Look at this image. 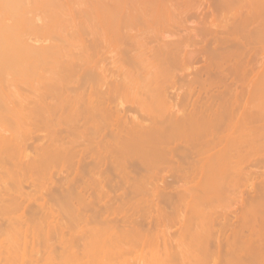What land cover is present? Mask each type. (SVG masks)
<instances>
[{
	"label": "bare ground",
	"instance_id": "6f19581e",
	"mask_svg": "<svg viewBox=\"0 0 264 264\" xmlns=\"http://www.w3.org/2000/svg\"><path fill=\"white\" fill-rule=\"evenodd\" d=\"M145 1L148 2V0ZM183 1L185 4H189L190 8L187 7L190 10L193 8L196 10L202 4L207 3L209 8L212 7L210 11L212 18L207 20L208 18L205 19L202 12L199 13L198 16L202 17H200L199 26H181L184 27L183 32H186V34H180L182 38L179 39L177 37L171 39L164 34L160 36L158 34V38L154 36L158 39L157 41L154 39L156 43L148 44L147 41L150 36L148 40L143 39L147 40L143 42L141 37L143 34L137 33L140 34V36H137L135 33V35H131L130 39L133 40H131V46L128 48H122L118 44L120 38L117 40L118 37L114 35L113 37L107 35L99 39L102 44L101 49L98 48L100 50L94 48L98 43L95 46L90 44L85 50L87 67L83 69L84 73L81 72V80H83L81 84L89 85L91 88L89 97L85 98L81 93L72 96L64 89L66 78L78 77L77 67L72 64V61L71 64L68 61V65L62 67L61 73L57 77H55L56 72L59 71L57 68L55 75L53 73L54 76L51 74L50 77L38 76V68L49 65L47 64L48 58L53 57L49 55L51 49L48 50V47L51 46L40 44L35 35L40 27L37 25L38 21L36 22V20L43 17L46 21H56L70 16V19H72L82 12L86 13V8H88L86 6L89 2L90 10L95 8L96 15L101 16L103 13L100 14V3L103 1L81 0L77 8L71 0H0V114H6V112L11 114L13 112V114H19L20 119L21 117L24 119L25 114H30V116L39 114L45 115L50 120V118L53 119L56 112L63 114L67 110L69 113H67V122L71 121L73 123L70 122L71 124H69L61 121L60 118L61 120L58 119L57 124H52L53 127L47 135H38L40 137L36 139L39 142L34 145L37 150L35 157L28 151L31 144L28 145L27 139H25L24 129L21 132V130L9 131V129L2 127L3 124L0 127V163L6 157L9 161H12L8 163L9 161L6 159L7 163L16 172V174H13L14 171L11 172L12 170L8 168L9 165L7 164L5 173L9 174L12 179L11 182L9 181L11 184L9 182L5 183L7 184L4 186L5 194H0V215L9 217L7 222L1 218L7 224L5 225L4 222V226H1L2 229L0 228V264H84L83 262L86 261L89 263L93 261L94 264V261L98 260L99 257H102L100 263L111 264V261L104 260L105 257L111 255L109 259L113 260L112 254H116V251L118 253L116 249L123 239L120 237L128 236L136 239L144 238L142 247L146 252L144 253L142 250V253L146 255L150 253L156 255L155 257L157 255L161 256L163 253L169 257L173 248L178 249L180 247V242L177 241L174 244L173 238L172 240L171 238L164 239L162 242L159 241V238L157 241L155 240L156 242L151 241L152 238L148 239L147 230L144 232L145 229H139L140 227L137 226H133V230L127 229L130 233H124L125 231L122 232L121 227L118 228V225L112 224L113 219L112 221L106 219L98 221L101 224L95 223L97 222L96 219L101 216L98 214L103 211H110L117 201H121L120 204L126 206L132 197L140 196L142 198L146 197L147 200L144 201L154 207L156 221H160L164 211L166 213L164 208L167 209L168 207H163L164 205H161L163 202L169 205V209L172 207L171 210H174L175 203H179L180 200L183 201L191 194L198 192L199 186H205V184L202 185L201 181L203 180L204 183L205 181L211 182L212 186H209V188L207 186V189L202 188L204 191L201 189V192H216L219 187L222 191V185L225 186L229 181L246 182L250 178L249 176H252L255 170L251 169V165L247 166V160L245 159V151H247L246 148L251 139L248 138L250 134L247 127H250V125L245 126L244 113L246 111L241 112L244 102L248 101L242 96L245 92L242 89L243 85L249 82L250 88H247L249 92L251 87L253 90L254 87H259L256 84L259 83L260 85L264 82L263 77H261L264 75H260V72H264V0ZM141 2L143 3V0ZM158 3L159 8L164 5L162 8L165 9L164 14H167V18L176 15L179 19L186 10L176 13L171 10L172 7L169 4L166 7L165 2ZM81 5L86 8L84 9V6ZM170 5L174 7L173 4L170 3ZM91 6L93 9H91ZM104 7H107V5ZM98 8H100V12ZM133 8L130 10L127 8V11H130V13L127 12L128 15L135 14ZM188 8L187 11H189ZM31 9L36 10V13L33 14H37L36 16L28 14L35 12H32ZM39 9H43V16L41 15L37 19V16L41 14V11H37ZM78 9H80L79 13ZM87 10L89 11V9ZM90 12L92 13V11ZM136 12V15H138L137 8ZM136 15L132 17H136ZM79 16L84 17V14ZM106 17L115 18L110 17V14ZM183 18L185 20V17ZM76 26L77 24H75V28ZM43 28L40 27V29ZM78 29H80V26ZM47 31L46 28L45 33ZM32 35H35V37L33 38ZM146 36H143V38ZM94 42L92 41V43ZM95 49L98 50L97 55L93 54ZM108 52L112 55L107 56ZM51 58H49L50 61L55 60ZM199 60H202L204 65L201 66L203 68L199 67L195 68V71L191 70L194 72V77H190L193 75L191 72L183 76L176 73L175 70L180 64L191 66ZM43 64L45 65L40 67ZM50 64L52 63L50 62ZM53 70L55 71L54 68ZM36 73L35 81L37 80L41 84L39 88L42 87L43 92L41 93V90H39L40 95H38L39 92L38 94L35 92L38 96L34 100L30 97L32 100V106L30 107V101L26 102L25 99L27 98L25 96L24 98L17 91L15 92L14 89V91H11L9 88L11 85L9 84L15 81L13 78L15 76L25 77V75ZM8 74L9 76L15 74V76L12 75V79L7 78ZM205 74L210 78L213 75L218 76L219 79L221 78L226 89L223 91L216 90L218 92H212L211 87H209L211 89H204L206 87L202 85L203 80H211L207 76L202 79ZM179 77L190 78L191 85L184 95L175 88V83ZM198 78L203 81L200 80L202 84L199 86H204L202 89L205 91L193 85L197 80L199 81ZM19 79H22V77ZM2 81H5V84ZM218 83L221 84L219 81ZM240 86L241 91H243L242 94L239 91ZM6 87L9 88V92L5 91ZM33 90L35 91V89ZM255 91L259 95L260 92L264 93L260 90V92ZM123 94L125 96L128 94L131 98V105L124 106L125 104L121 103L122 97H120L121 101L119 100L118 105H122H114L113 107L112 100H117L116 98L120 95L124 96ZM203 94L205 95L203 96ZM252 94L251 96H253ZM247 96L250 95L246 94L248 99ZM261 96L263 95L261 94ZM132 111L133 113L137 111V115L132 114ZM258 115L260 116V114ZM65 125L67 126L65 127ZM25 128L28 129V127ZM36 139L35 142H37ZM85 142H88L87 146ZM230 142H235V146H230ZM233 156L238 159V161L235 160L236 164L234 165L231 163ZM56 162L63 164L61 165L62 169H58L59 171L56 172L60 175L61 190L53 191L52 194L51 191L47 190L50 195L47 194L45 197L41 194L40 197L35 198L37 205L34 206L36 208L31 203L32 207H29L30 215L27 214L29 217L25 219L24 217L27 216L24 213L27 211L26 208L25 212L21 209L23 201L31 200L34 197H30L31 195L28 194V197L26 196L28 192L23 191L24 178L22 177L29 172L38 170L36 173H39L41 169H49V166L56 165ZM51 176L53 177V174ZM52 177L51 179H53ZM1 179L0 175V182ZM187 179L189 181L199 179L200 181H196L200 183L195 186L194 183L191 184L192 186H186L183 182L184 180L188 181ZM181 181H183V184L175 185V183ZM224 182L226 183L223 184ZM251 183H253V186H248L252 187L253 192L256 193L255 196L259 198L258 203L264 202V180L259 185L257 184V187L254 182ZM120 189H124L123 192L116 194L115 192ZM90 190L96 193V199L92 198L93 195ZM111 191L116 195L111 194L113 197L111 196V199L108 198L109 200H105V202L102 198L110 196ZM32 192L34 191L32 190ZM3 195H6V197H3ZM47 196L50 197L47 199ZM24 198L27 200H24ZM174 200H178V202ZM59 203L65 206L61 208L63 211L59 208V205L58 208H55ZM258 203L255 205L253 203V206L250 207L260 206ZM132 205H129L130 209L133 207ZM20 209L23 213L19 212ZM90 211L92 218L95 219L87 214ZM63 212L66 214L64 215ZM62 213L63 215L60 216ZM9 214H11V217ZM87 215H89L88 218ZM246 216H244L245 219ZM227 219L229 218L226 217ZM261 219H263L262 224L258 222L255 223L256 225L252 224L250 226H246L247 223L237 226L229 221L216 226V220L214 218L210 219L213 223L206 224L203 229V238L198 237L204 241V246L200 249L203 250V255H201L204 256V260H209L208 263L213 264L219 262L231 264L232 261L233 264H264V216ZM68 221L71 222V226H74L75 223L76 226L72 228L68 225ZM82 222L86 224L81 225ZM91 222H94L95 225L87 228ZM73 223L74 225H72ZM120 226L122 225L120 224ZM66 228L69 230H66ZM187 231L191 232L190 230ZM182 237L185 238L186 236L182 234ZM55 242L60 243L59 251L58 246L57 249L54 246ZM123 247L122 249H124ZM175 252L178 253V251ZM163 254L162 260L164 258ZM140 256L142 258L141 253ZM160 256H158V259ZM195 257L198 259L197 256ZM85 258L86 260H84ZM167 258L166 260L169 259ZM225 260L230 262L226 263ZM154 261L153 259V264ZM185 261L187 262V260ZM162 263L164 264V262Z\"/></svg>",
	"mask_w": 264,
	"mask_h": 264
},
{
	"label": "rangeland",
	"instance_id": "374dc122",
	"mask_svg": "<svg viewBox=\"0 0 264 264\" xmlns=\"http://www.w3.org/2000/svg\"><path fill=\"white\" fill-rule=\"evenodd\" d=\"M72 2H74V4L73 5H75V7H77V6H79L78 5V3H80L81 2V0L79 1V0H71ZM103 2L102 3H100L101 5H100V8H101V12H100V8H98V11L100 12V14L101 13H103L101 16H97L96 15V12H95V8H94V10H90V8H89V6H90V2H89V4H87L88 6H86L85 4V6L86 7H88V8H86L84 5V9L86 8V13H80V14H78V15H76L75 16V14L77 13V11L75 10V14H74V16L77 18L76 20H75V17L74 18H72V19H70V17L69 18H65V19H61V20H56V21H54V20H47L46 21V19L44 20V18H43V20H36V22H37V25H39L41 28H43V29H40V27H39V29H38V35H37V32H36V36H37V39H39V43L40 44H43V45H46V44H49L48 46H51V47H48V50H49V48L51 49L49 52H50V54L49 55H52V57L56 60H53V61H50L49 60V58H51V56L48 58V61H47V64H49V65H45V64H43V65H41L40 67H42V66H44V68L42 69V68H38V70H39V72H37L38 73V76L40 75L41 77L43 76V77H50L49 75L51 74V75H53V73H54V75H55V72H56V68H57V70H59L58 72H56V76L55 77H57V76H59L60 75V73H61V69H62V67H64V65H68V61L70 62L69 64H71V61H72V64L73 65H75V67H77V70H78V77H76V76H73V77H70L69 79H65L64 80V89H66V91H68L69 92V94L70 95H72V96H77V94L78 93H81V94H83L84 95V97L85 98H87V97H89V95H90V90H91V88H90V86L89 85H82L81 83H83L82 81L83 80H81V76H82V73H84V70L83 69H86V60H85V58H87V54H85L86 53V48H88L89 47V45L90 44H94V48H96V49H98V48H100L101 49V43H100V38L101 37H104V36H110V37H113V35L115 36V37H118L117 38V40L120 38V40H119V42H118V44L119 45H121V47L122 48H128L129 46H131L130 44L132 43V41L131 40H133V39H130L131 38V35H135V33L137 34V33H141V34H143V35H141V37H142V40L143 39H147L148 40V38H149V36H150V38H149V42L147 41V43L149 44H155L156 42H155V40L154 39H156V38H158V34H159V36L160 35H162V34H164V35H166L167 37H169V38H174V39H176V37H177V39H179V38H182L181 36H180V34L182 35L183 33H185L186 34V32H183L184 31V27H181V26H183V25H185V26H199V24H200V21H201V18L198 16L199 15V13H203L204 14V17H205V19H207V20H209V19H211L212 18V16L210 15L211 14V8H209L208 7V5H207V3L206 4H202L201 5V7L200 8H198V9H189L190 8V6H188L187 4H185L184 3V1L183 0H162L163 2H165V5H166V7H167V5L169 4V6H171L172 8H171V10L172 11H174V12H176V13H180V11H184V9H186L185 11H184V13L181 15L182 17L180 18L179 17V19L177 18V16L176 15H174L173 17H169V18H167L168 16H167V14L165 15L164 14V12H165V9L163 10V6L162 7H158V2H162L161 0L159 1H157V0H148V2H146L145 0H143V3L141 2V0H102ZM155 1H157V2H155ZM171 1V2H170ZM63 2V1H62ZM76 2V3H75ZM110 4H109V3ZM135 2V3H134ZM140 2V3H139ZM146 2V3H145ZM151 2V3H150ZM153 2V3H152ZM105 3V5H107V7H104L105 5H103ZM145 3V4H144ZM155 3V4H154ZM167 3V4H166ZM170 3L171 4H173L174 5V7L172 6V5H170ZM175 3V4H174ZM77 4V5H76ZM108 4H109V6H108ZM142 5V6H140V5ZM179 4V5H178ZM140 7H139V6ZM162 5V4H161ZM80 6V7H81ZM101 6H103V7H101ZM116 6V7H115ZM133 6H134V8H133ZM136 6H138V7H136ZM180 6V7H179ZM183 6H186L185 8L183 7ZM189 8H188V7ZM150 7V8H149ZM78 8V7H77ZM77 8H75V9H77ZM104 10H103V9ZM127 8H128V10H130V9H132L133 8V13H135V14H133V15H131V14H129L128 15V13H130V11L128 12L127 11ZM136 8L138 9V15H136ZM156 8V9H155ZM162 8V9H161ZM173 8H175L174 10H173ZM187 8L189 9V11H187ZM87 9H89V11L87 10ZM91 9H93L92 8V6H91ZM145 9H146V11H145ZM161 9V10H160ZM42 10L43 9H39V10H37L38 12H40L41 14L40 15H38L37 16V19H39V16H41L43 13H42ZM74 10V9H73ZM79 11H78V13L80 12V9H78ZM143 10V11H142ZM153 10V11H152ZM179 10V11H178ZM31 11L33 12V11H35L34 13H28L30 16H32L33 14H35L36 13V10H32L31 9ZM90 11H92V13L90 12ZM150 13H149V12ZM186 11H187V14H186ZM74 12V11H73ZM105 12V13H104ZM126 12V13H125ZM128 12V13H127ZM153 14H152V13ZM106 13H107V15H106ZM147 13V14H146ZM83 14H84V17H80L79 15H81V16H83ZM105 14V15H104ZM110 14V17H115V18H109V17H106V16H108ZM142 14V15H141ZM156 14V15H155ZM37 15V14H36ZM36 15H33V16H36ZM96 15V16H95ZM112 15V16H111ZM118 15H119V17H118ZM134 15H136V17H132V16H134ZM185 15V16H184ZM43 16V15H42ZM102 16H104V18H102ZM129 16H131V17H129ZM150 16V17H149ZM167 16V17H166ZM203 16V15H202ZM98 17V18H97ZM102 19H101V18ZM145 17V18H144ZM183 17H185V20H184V18ZM207 17V18H206ZM108 18V19H107ZM156 18V19H155ZM176 18V19H175ZM123 19V20H122ZM161 19V20H160ZM175 19V20H174ZM183 19V20H182ZM76 21V22H74V21ZM111 20V21H110ZM113 20V21H112ZM157 20V21H156ZM174 20V21H173ZM129 21V22H128ZM181 21H183V22H181ZM53 22V23H52ZM61 22V23H60ZM145 22V23H144ZM158 22V23H157ZM182 23V24H180V23ZM56 23V24H55ZM145 25H144V24ZM163 23H164V25H163ZM48 24V25H47ZM52 24V25H51ZM75 24H77V26H76V28H75ZM80 24V25H79ZM159 24V25H158ZM50 25V26H49ZM131 25V26H130ZM138 25V26H137ZM148 25V26H147ZM79 26H80V29H78L79 28ZM161 26V27H160ZM78 27V28H77ZM131 27V28H130ZM149 27V28H148ZM46 28H47V32L45 33V31H46ZM102 28V29H101ZM126 28H128V29H126ZM151 28V29H150ZM173 28V29H172ZM154 29V30H153ZM159 29V30H158ZM182 29V30H181ZM52 32H51V31ZM80 30V31H79ZM161 30V31H160ZM171 30V31H170ZM167 31H168V33H167ZM41 32V33H40ZM113 32H115V33H113ZM151 32V33H150ZM170 32V33H169ZM172 32V33H171ZM99 33V34H98ZM101 33V34H100ZM146 33V34H145ZM154 33V34H153ZM96 34V35H95ZM126 34V35H125ZM35 35L33 36L32 35V37L34 38L35 37ZM40 35V36H39ZM42 35H44V36H42ZM47 35H48V37H47ZM147 35V36H146ZM126 36H127V38H126ZM137 36H140V34H137ZM143 36H146V37H144L143 38ZM156 38H155V37ZM175 36V37H174ZM39 37V38H38ZM124 37H125V39H124ZM129 37V38H128ZM152 37V38H151ZM124 40H123V39ZM138 38H140V37H138ZM41 39V40H40ZM102 39V38H101ZM116 39V38H115ZM129 41V39H130V41L128 42L127 40ZM153 39V40H152ZM160 39V38H159ZM43 40V41H42ZM94 40H95V42H94ZM141 40V39H140ZM158 39H156V41H157ZM45 41V42H44ZM92 41L94 42V43H92ZM97 41V42H96ZM145 40H143V42H144ZM145 41V42H146ZM151 41H154V42H151ZM89 42V43H88ZM91 42V43H90ZM117 42V41H116ZM128 42V43H127ZM115 44V43H114ZM133 46V45H132ZM53 49V50H52ZM58 49H59V51H58ZM96 49L95 50H93V52L95 51V53H93V54H96L97 53V51L98 50H100V49H98L97 51H96ZM109 54L107 55V56H110V55H112V53H110V52H108ZM57 54H61V55H57ZM63 55V56H62ZM97 55V54H96ZM72 56H74V57H72ZM95 56V55H94ZM105 56V55H104ZM96 57H98V56H96ZM53 58H51V59H53ZM67 61V62H66ZM82 61V62H81ZM50 62L52 63V64H50ZM78 64H79V66H78ZM85 64V65H84ZM56 65V66H55ZM204 65V63H203V61L202 60H199L197 63H195L194 65H191V66H189V65H183V64H180L179 66H177V68H176V73H178V75H180V76H183V75H186V74H189V72H191L193 75H191L190 77L192 78V77H194V72H192L191 70H193V71H195V68H199V67H201V66H203ZM184 66V67H183ZM80 67V68H79ZM183 67V68H182ZM187 67V68H186ZM52 68V69H51ZM53 68L55 69V71L53 70ZM201 68H203V67H201ZM42 69V70H41ZM261 69V68H260ZM259 69V70H260ZM37 70V71H38ZM262 70H263V68H262ZM262 70H260V71H262ZM54 71V72H53ZM82 72V73H81ZM37 73L36 74H28V75H25V77H23V76H21L22 77V79H23V81H22V79H19V78H21L20 76L19 77H16L15 76V74H12L13 76H15V77H13L11 74H10V76H9V74L7 75V78H11V77H13L14 79H15V81H12V83H10L9 85H11L9 88H10V90L11 91H14L15 90V92L17 91V93H20L21 95H23V97L25 96L27 99H25V101L27 102V101H30L29 103H30V107L32 106V100H34V98H36L38 95H40L42 92H43V88L42 87H40L39 88V86H41V84L36 80L35 81V79H36V77L35 76H37ZM42 73V74H41ZM45 73V74H44ZM57 73H59L58 75H57ZM264 72H260V75L262 74V75H264L263 74ZM81 74V75H80ZM53 75V76H54ZM205 76H207L206 74L204 75V77L202 78V79H205L206 77ZM214 76V77H213ZM211 78L210 77H208V79H211V80H209V81H205V80H207V79H205V80H203L204 81V83L202 84L201 83V79H199V81L197 80L193 85L194 86H196V87H200L201 88V90H203V91H205L204 89H207V88H209V87H211L212 89H213V91L212 92H218V91H216V90H225L226 89V86L224 85V83H222V81H221V78L219 79V78H217L218 76H216V75H213ZM261 77H263L262 79H264V76H261ZM251 78V77H250ZM12 79V78H11ZM25 79V80H24ZM190 79V78H189ZM189 79H185V78H181V77H179L178 79H177V81H176V83H175V88H177L178 89V92H180L182 95H184L185 93H186V91H188V89H189V86L191 85V83L189 82ZM21 80V81H20ZM27 80V81H26ZM81 80V81H80ZM201 80V81H200ZM248 80V79H247ZM202 81V82H203ZM218 81L219 82H221V84H219L218 83ZM249 81H250V79H249ZM21 82V83H20ZM66 82V83H65ZM200 82V83H199ZM229 82V81H228ZM263 82V81H262ZM262 82H260V83H262ZM2 83L3 84H5V81L3 82L2 81ZM15 83V84H14ZM37 83V84H36ZM82 85H80V84ZM197 83H199V84H197ZM249 83V82H248ZM244 84L243 85V91H245V92H243V91H241V86H240V90L239 91H241V94H242V92H243V94L245 95H243L242 94V96L243 97H245V99H246V103L244 102L245 101V99H244V101H242V102H244V105H243V107H241V112H245L244 114H245V126H247V125H250V127L249 126H247L249 129H248V131H249V136H248V138L249 139H251V140H249V142H248V147L246 148V150L247 151H245V154H246V156H245V159L247 160V162H246V164H248L247 166H250L251 165V169H253V170H255L254 172H255V174H253L252 173V176H249L250 178L248 179V180H246V182L245 181H241V182H237V181H233V182H231V181H229V183H226V182H224L223 184H225V186L224 185H222L223 187H222V191H221V188L219 187V189H218V191H216V192H214V191H207V192H201L203 189H205L207 186H208V188H209V186L211 187L212 186V184H211V182H208V181H205V183H204V180L203 181H201L202 182V185H204L205 184V186H199V190H198V192H196V193H193V194H191V196L190 197H188V198H186V199H184L183 201L182 200H180L179 201V203H175V206H173V209L174 210H171L172 209V207H170V209L168 208L169 207V205H167V204H165L164 202V204L162 203L161 205L163 206V207H167V209L166 208H164L165 210H166V213H165V211H164V215L161 217V219H160V221H158V223H157V221H156V212H155V209H154V211H153V206L151 205V204H149V203H147V201H144V200H147V199H145V198H142V197H140V196H137V197H132V199L129 201V203H128V205H122V204H120V202L121 201H117L116 203H114V207L110 210V211H107V212H100L98 215H101V216H99V218L98 219H96L97 220V222H95V223H99L100 221H102V220H104V219H106V220H111L112 221V219H113V223L112 224H116V225H118V228L119 227H121L120 229L122 230V232H124V233H127V232H129L130 233V231H127V229L128 230H130V229H134L133 228V226L135 227V226H137V227H140L139 229H141V228H143V230H144V232H146V230H147V234L149 235L148 236V239L150 238H152L151 239V241L152 240H158V238H159V241L160 242H162L164 239H170L171 238V240H172V238H173V243L175 244V243H177V241L178 242H180V247L178 248V249H172V251L170 252L171 254V256H169L168 257V255H166L165 256V254H163L164 256V258H163V260H162V254H161V256L160 255H157V257H155L156 255H152V254H144L146 251L145 250H143V242H144V238H138V239H136V238H132V236L130 237V236H128V237H120V238H123L121 241L122 242H120V244L118 245V247H117V249L116 250H118V253H117V251H116V254H112V258H114L113 260H111V259H109L110 258V256L111 255H109V257L107 256V257H105V261H111L112 263L111 264H151L152 263V261H153V259L155 260L154 261V264H161L162 262H164V264H168L169 262H170V264H182V263H184V264H194L195 262L194 261H197L196 263L197 264H199V263H201V261H203V263H201V264H204L205 262V264H213V263H211V262H209L208 263V261L209 260H204V256L202 257V251L203 250H200V249H202L203 248V246H204V241H203V239L201 240V239H199V238H203V229L206 227V224L208 225V223L210 222V223H213L212 222V220H210V219H212V218H214L215 220H216V222H217V225L216 226H218L220 223H222V222H225V221H229L230 223H234L235 225H237V226H239V225H245L246 223V226L247 225H256L255 223H260V224H262L261 223V221L263 220V219H261L263 216H264V202L262 201V202H260V203H258L259 202V198H257V196H255L256 195V193L255 192H253V190H252V187L251 186H253V183H251V182H254L255 184V186L258 184H260L261 183V181L263 182V180H264V93H262V92H260V91H263L264 92V82L262 83V84H260L259 85V83H258V85L256 84V86H259L260 87V89H259V87H257V88H253V90H252V87H251V89H250V91L248 92V87L250 88V84ZM7 84V83H6ZM40 84V85H39ZM205 85V87L206 88H204V89H202V87H204V86H199V85ZM211 84V85H210ZM219 84V85H218ZM14 85V86H13ZM79 85V86H78ZM7 86V85H6ZM66 86V87H65ZM247 86V87H246ZM253 86V85H252ZM255 86V85H254ZM13 87H15V88H13ZM77 87V88H76ZM104 88H105V86H103ZM263 87V88H262ZM9 88L7 89V87H6V89H5V91H7V92H9L10 90H9ZM211 88H209V89H211ZM14 89V90H13ZM33 89H35V91L33 90ZM37 89V90H36ZM33 90V91H32ZM39 90H41L40 92H39ZM255 90H260L259 92H260V95H259V93H257V91H255ZM65 91V92H66ZM253 91V92H252ZM38 94V92H39V94L38 95H36V93ZM68 92H66V93H68ZM34 93H35V95H34ZM249 93H255V94H252L253 96H251V94H249ZM74 94V95H73ZM246 94L247 95H250L249 97H248V99L246 98ZM261 94L263 95V96H261ZM30 95V96H29ZM124 95V94H123ZM205 94H203V96H204ZM256 95V96H255ZM261 96V97H259V96ZM127 96V97H126ZM126 96L124 95V96H119L118 98H116L117 100H115V99H113L112 100V102H111V104L113 105V107H114V105H118V103H119V100L121 99L120 97H122V101H121V103L124 105V106H130L131 105V98L128 96V94H126ZM24 97V98H25ZM29 97V98H28ZM32 98V100H31V98ZM255 97V98H254ZM120 98V99H119ZM261 99V100H260ZM205 100V99H204ZM250 100V101H249ZM256 100V101H255ZM118 101V102H117ZM257 101H259V102H257ZM117 102V104H115ZM17 103V102H16ZM16 103H15V106H16ZM121 104V105H122ZM254 104V105H253ZM257 104V105H256ZM259 104V105H258ZM121 105H118V106H121ZM247 105V106H246ZM253 106V107H252ZM116 107V106H115ZM245 107H247V108H245ZM249 108V109H248ZM259 108V109H258ZM260 108H261V111H260ZM247 109V110H246ZM7 111H9V110H7ZM59 112H61L60 110H58ZM249 111V112H248ZM259 111V112H258ZM64 112V111H63ZM137 112V111H136ZM136 112H134L136 115H137V113ZM256 112V113H255ZM62 113V112H61ZM67 110L65 111V113H63V114H58V112H56L54 115H53V119H51L50 118V120H48L46 117H45V115H39V114H32L31 116H30V114H25V116H24V119H23V117H21V119H20V117H19V114H13V112L11 113V114H7V112H6V114H0V127L2 126V124H3V128H7V129H9V131L11 130V131H17V130H21V132L23 131L22 129H24V131H23V133H24V136L26 137L25 139H27V143H28V145L29 144H31V146L33 147H29V149H28V151L29 152H31V155L33 156V157H35L34 155H36V149H35V147H34V145H36L39 141L37 140L38 139V137H40L41 135H47L49 132H50V129H52V127H53V125L52 124H57V121H58V119H60L61 121H64V122H67ZM133 113V111H132V114H134ZM246 113H248V114H246ZM69 114V113H68ZM250 114V115H249ZM254 114V115H253ZM258 114H260V116L258 115ZM15 115V116H14ZM37 115H39L38 117H37ZM56 115V116H55ZM61 115H62V117H61ZM250 116V118H249V116ZM262 115V116H261ZM4 116V117H3ZM60 116V117H59ZM18 117V118H17ZM52 117V116H51ZM57 117H59V118H57ZM260 117H262V118H260ZM38 118V119H37ZM5 121H4V120ZM20 119V120H19ZM45 119V120H44ZM82 120H84V119H82ZM81 120V121H82ZM253 120V121H252ZM31 121V122H30ZM49 121V122H48ZM3 122V123H2ZM28 122V123H27ZM63 122V123H64ZM71 122V121H70ZM70 122H67V123H69V124H71ZM248 122V123H247ZM23 123V124H22ZM28 125H27V124ZM59 123V122H58ZM24 124H26L25 126H24ZM30 124H31V126H30ZM73 124V123H72ZM8 125V126H7ZM51 125V126H50ZM6 126V127H5ZM23 128H22V127ZM46 126V127H45ZM64 126V125H63ZM62 126V127H63ZM67 125H65V127H66ZM253 126V127H252ZM254 126H255V128H254ZM25 127H28V129H29V132H31V133H29L28 132V129L27 128H25ZM32 127V128H31ZM19 128V129H18ZM9 131H8V133H9ZM25 131H27V132H25ZM251 131H253V132H251ZM251 132V133H250ZM254 133H255V135H254ZM252 134V135H251ZM38 135H40V136H38ZM43 135V136H44ZM252 136H253V138H252ZM255 137H257V138H255ZM37 138V139H36ZM35 139L37 140V142H35ZM235 140V139H234ZM86 143V146H87V143L88 142H85ZM231 143V142H230ZM235 142H232L231 144H230V146L232 145V146H235V144H234ZM251 143V144H250ZM82 146V145H81ZM83 146H85V144H83ZM83 146H82V148H83ZM81 148V147H80ZM32 149V150H31ZM31 150V151H30ZM33 153V154H32ZM5 159V160H4ZM7 158L5 157V158H3V160H2V162L0 163L1 164V166H0V175H1V177H2V179H1V182H0V191H1V193L0 194H5V191L6 190H4L5 188H4V186L5 185H7V184H5V183H7V182H11V177L9 176V174L7 175V173H5L6 172V167L8 166V168H11L10 170H12L11 172H13L14 171V169H13V167L10 165V164H8V163H11L12 161L10 160H6ZM231 159H233L232 160V164L234 165V164H236V161H238V159L235 157V156H233ZM236 160V161H235ZM6 161V162H5ZM231 161V160H230ZM8 162V163H7ZM5 164V166H3ZM8 164V165H7ZM67 164V163H66ZM232 164H231V166H232ZM58 165V166H57ZM61 165H63L61 162H56V165H52V166H49V169L48 168H46V169H41V170H39V173L37 172L36 173V171H38V170H36V171H34V172H29L30 174H31V176H30V174L29 173H27V174H25L24 175V177H22V178H24L23 179V188H24V192L26 193V192H28V193H26V196L28 197V195L30 196V197H34V198H32L31 200L30 199H25L24 198V200H27V201H23L24 203L22 204L23 206L21 207V209L22 210H24V212H25V208H26V211L27 212H25L24 214H26V216L27 217H24L25 219L27 218L28 219V215L27 214H29L30 215V208L29 207H32V204L31 203H33V207H35L34 205L36 204L37 205V202H36V199L35 198H38V197H40L41 196V194H43L45 197H46V195L47 194H49L50 195V191H51V194H52V192L54 191V192H57V191H59V190H61V188H60V185H61V182H60V175H58V173H56V172H58L60 169H62L61 167ZM68 165V164H67ZM4 167V168H3ZM65 167V166H64ZM66 168H67V166H66ZM50 169H51V173H50ZM53 169V170H52ZM59 169V170H58ZM49 170V171H48ZM65 170V169H64ZM47 171V172H46ZM15 172V171H14ZM13 172V174H16V172L14 173ZM34 173V174H33ZM41 173V174H40ZM51 174H53V177L51 176ZM29 175V176H28ZM10 177V178H9ZM51 177L53 178V179H51ZM28 178V179H27ZM39 179V180H38ZM188 180V179H187ZM196 180H199V179H196ZM196 180H193V181H186V180H184V182L183 181H181V182H179V183H175V185L176 186H178V185H180V184H185L186 186L187 185H193V183H194V186L195 185H199V183L200 182H198V181H196ZM41 183H40V182ZM44 181V182H43ZM200 181V180H199ZM9 182V184H11ZM33 182V183H32ZM183 182V183H182ZM188 182V183H187ZM196 182V183H195ZM160 183V182H159ZM251 183V184H250ZM34 184V185H33ZM178 184V185H177ZM208 184V185H207ZM209 184H211V185H209ZM33 185V186H32ZM45 185V186H44ZM191 185V186H192ZM201 185V184H200ZM248 185H251V186H248ZM45 188H44V187ZM257 187V186H256ZM47 188V189H46ZM198 188V187H197ZM203 188V189H202ZM249 188L251 189L250 191H249ZM202 189V190H201ZM207 189V188H206ZM32 190L34 191V192H32ZM45 190V191H44ZM47 190L49 191V192H47ZM123 190L124 189H120L119 191H117V192H115L116 194H120L121 192H123ZM31 191V192H30ZM204 191V190H203ZM220 191V192H219ZM252 191V192H251ZM45 192V193H44ZM53 192V193H54ZM90 192H92V195H93V197L92 198H94V199H96V196H95V194L96 193H94L92 190H90ZM31 193V194H30ZM33 193V194H32ZM89 193V192H88ZM113 191H111V193H110V196H108V197H103L102 199L105 201H107V200H109V199H111V196L113 195L114 196V194H115ZM198 193V194H197ZM28 194V195H27ZM112 194V195H111ZM115 194V195H116ZM36 195V196H35ZM198 195V196H197ZM6 197V195H3V197ZM112 196V197H113ZM124 196V195H123ZM50 196H47V199L49 198ZM125 197V196H124ZM255 197V198H254ZM109 198V199H108ZM254 198V199H253ZM257 198V199H256ZM176 199V198H175ZM183 199V198H182ZM189 199V200H188ZM194 199V200H193ZM120 200V199H119ZM143 200V201H142ZM187 200V201H186ZM96 201H99V200H96ZM103 201V202H104ZM105 201V202H106ZM175 202H178V200H174ZM182 201V202H181ZM193 201V202H192ZM247 201V202H246ZM103 202H100L101 204L103 203ZM133 202V203H132ZM252 202V203H251ZM260 204V206H255V207H250V206H253L252 204L254 203V205L255 204ZM27 203V204H26ZM192 203V204H191ZM250 203V204H249ZM133 204V205H132ZM58 205H59V208L61 209L62 207L64 208L65 206L63 205V204H61V203H59V204H57L56 205V207L55 208H58ZM120 205V206H119ZM129 205H132L133 207L130 209L129 208ZM143 205V206H142ZM160 205V206H161ZM184 205V206H183ZM150 206H151V208H150ZM24 207V208H23ZM36 208V207H35ZM176 208V209H175ZM185 208H187V209H185ZM259 208V209H258ZM19 210V212L21 211L22 212V210ZM34 209V208H33ZM144 209V210H143ZM147 209V210H146ZM32 210V209H31ZM62 210V209H61ZM136 210V211H135ZM257 210H259V211H257ZM63 211V210H62ZM148 211V212H147ZM171 211V212H170ZM255 211V212H254ZM18 212V213H19ZM20 212V213H21ZM132 212V213H131ZM181 212V213H180ZM257 212V213H256ZM17 213V214H18ZM23 213V212H22ZM64 213V212H63ZM63 213L62 214H60V216H62L63 215ZM109 213V214H108ZM168 213V214H167ZM255 215H254V214ZM12 214V213H11ZM11 214H9V216L11 217ZM66 213H64V215H65ZM87 214H89V215H87V218H88V216L89 217H91L92 218V216H91V211L90 212H88ZM249 214H250V217H249ZM14 215V214H13ZM94 216L96 215V214H93ZM185 215V216H184ZM228 215V216H227ZM247 215V216H246ZM5 215H3V216H1L0 215V228L2 229V227L1 226H4V222L6 221H8V218L9 217H7V216H5ZM113 216H115V217H113ZM125 216V217H124ZM135 216V217H134ZM154 216V217H153ZM244 216H246V219H245V217ZM109 217V218H108ZM137 217V218H136ZM226 217H228L229 219H227L226 220ZM249 217V218H248ZM3 220H5V221H3ZM243 218V219H242ZM248 218V219H247ZM92 219H95L94 217L92 218ZM123 219V221H121V220ZM127 220V222H125ZM146 220V221H145ZM250 220V221H249ZM99 221V222H98ZM142 223H141V222ZM214 221V220H213ZM5 222V225L7 224ZM69 222V221H68ZM67 222V223H68ZM94 222H91V224H88V226H87V228H89V226H94L95 225V223ZM138 222H140V223H138ZM184 222V223H183ZM216 222H214V223H216ZM70 223V224H69ZM68 223V225L69 226H71V222H69ZM151 223H152V225H151ZM248 223H250V224H248ZM84 224H86V223H84V222H82L81 223V225H84ZM99 224H101V223H99ZM120 224L122 225V226H120ZM139 224V225H138ZM154 224V225H153ZM188 224V225H187ZM72 225H74V223L72 224ZM158 225V226H157ZM74 226H76V223H75V225ZM74 226H71L72 228H74ZM97 227L99 226L98 224L96 225ZM124 226V227H123ZM182 226H185V227H182ZM190 227V228H188V227ZM248 226V227H249ZM148 227H149V231H148ZM245 227V226H244ZM157 228V229H156ZM246 228V227H245ZM0 229V230H1ZM136 229V228H135ZM181 229H182V231H181ZM185 229V230H184ZM192 229V230H191ZM66 230H69V229H67L66 228ZM120 230V231H121ZM187 230H190L191 232H188ZM193 230H194V232H193ZM198 233H197V232ZM143 232V231H142ZM159 233V234H158ZM170 233V234H169ZM189 233V234H188ZM182 234L183 235H185L186 237L185 238H183L182 237ZM187 234V235H186ZM192 234V235H191ZM157 235H159V236H157ZM165 235H166V237H165ZM179 236V237H178ZM181 236V237H180ZM193 236V237H192ZM199 236H201V237H199ZM164 237V238H163ZM189 237H191V238H189ZM195 237V238H194ZM199 237V238H198ZM129 238H131V239H129ZM157 238V239H156ZM179 238H181V239H179ZM143 239V240H142ZM149 239V240H150ZM162 239V240H161ZM184 239H186V240H184ZM146 240V239H145ZM126 241V242H125ZM155 241V242H156ZM194 241V242H193ZM197 241H200V242H198L197 243ZM191 242V243H190ZM82 243H83V241H82ZM127 243V244H126ZM190 243V244H189ZM123 244V245H122ZM120 245H121V247H120ZM54 246L56 247V249H57V246H58V251L60 250V243H58V242H55V244H54ZM124 246V247H123ZM139 246H140V250H139ZM188 246H190V247H188ZM122 247L124 248V249H122ZM125 247H126V249H125ZM202 247V248H201ZM130 248H132V250H130ZM181 248V249H180ZM187 248H189V249H187ZM146 249H147V247H146ZM119 250H121V252H119ZM126 250V251H125ZM144 251V253H142L143 251ZM195 250H197V251H195ZM148 251V250H147ZM175 251H178V253L177 252H175ZM173 252H175V253H173ZM197 254H196V253ZM114 253V252H113ZM123 253V254H122ZM133 253V254H132ZM140 253H141V255H142V258H141V256H140ZM119 254V255H118ZM174 256H173V255ZM190 254V255H189ZM202 254V255H201ZM106 255H108V254H106ZM200 257H199V256ZM154 258H153V257ZM158 256H160L159 257V259H158ZM195 256H197V258L198 259H196V257ZM153 259H152V258ZM169 259H168V258ZM191 257V258H190ZM195 257V258H194ZM100 258H102V257H99V261L96 259L94 262V264H99L100 263V261H101V259ZM119 258V259H118ZM150 258V259H149ZM166 258L168 259V260H166ZM129 259V260H128ZM135 259V260H134ZM195 259V260H194ZM84 260H86V258L84 259ZM83 260V261H84ZM137 260V261H136ZM160 260V261H159ZM171 260V261H170ZM173 260V261H172ZM177 260V261H176ZM185 260H187V262L185 261ZM147 261V262H146ZM169 261V262H168ZM221 261H222V259H221ZM93 262V261H92ZM91 261H90V263L88 262V261H86V262H83L84 264H91L92 263ZM130 262V263H129ZM156 262V263H155ZM172 262V263H171ZM194 262V263H193ZM225 262L227 263V262H230V261H228V260H225ZM103 262H101L100 264H102ZM195 263V264H196ZM220 263V262H219ZM218 263V264H219ZM234 262L232 261L231 262V264H233ZM93 264V263H92ZM153 264V263H152ZM163 264V263H162ZM220 264H222V263H220ZM223 264H225L224 262H223ZM227 264H229V263H227ZM236 264V263H235Z\"/></svg>",
	"mask_w": 264,
	"mask_h": 264
}]
</instances>
